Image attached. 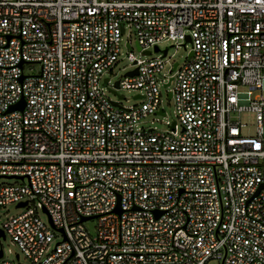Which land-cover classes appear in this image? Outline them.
I'll return each mask as SVG.
<instances>
[{"label":"built area","instance_id":"1","mask_svg":"<svg viewBox=\"0 0 264 264\" xmlns=\"http://www.w3.org/2000/svg\"><path fill=\"white\" fill-rule=\"evenodd\" d=\"M125 26L142 54L191 42L161 77L165 129L137 122L164 114L166 52L102 76ZM0 177L20 179L0 204L25 201L0 264H264V0H0Z\"/></svg>","mask_w":264,"mask_h":264},{"label":"rangeland","instance_id":"2","mask_svg":"<svg viewBox=\"0 0 264 264\" xmlns=\"http://www.w3.org/2000/svg\"><path fill=\"white\" fill-rule=\"evenodd\" d=\"M125 31L121 35L120 40V55L118 57L117 62L113 66L112 70L109 72H104L102 76L109 77V82L113 83L117 79L121 78L123 76L124 72L132 67L131 61L127 58V54L129 52H132L136 58L139 57H147V58H154L158 54L162 53V51L166 48V55L165 60L166 63L164 65V68L161 72H159V86L161 90V97H162V108L164 114H157V113H149L145 116H142L139 118L137 124L140 126H151L156 127L158 129H165L167 127L166 121H172L175 120V113H174V107L172 100L168 97L167 90L171 85L163 86V82L161 77L165 75L167 77V74L170 72H167L168 67H170V63L173 64V62H178L179 64L182 63L185 58L188 56L189 51H191V42L190 41H184L182 39H171V38H165L157 43V46L159 50H152L150 54H142V52L137 48L136 42H135V33L134 29L129 28L128 26H125ZM129 43L130 46L127 45ZM171 64V65H172ZM39 65L38 63H27L25 64V71L28 73H36L38 71ZM164 71V73H163ZM105 86V84H103ZM106 88V86H105ZM106 94L111 99L119 98L117 94H112L111 92H107V89H105ZM136 92L134 89H123L120 88L117 90V93L122 95L123 98L120 99V103L124 105H130V104H138L140 100L137 98H133V94ZM241 118L244 122L250 123L249 129L250 132L254 131L255 127V118L254 114H247L244 113L241 115ZM20 181V179H14V178H5L0 177V184L4 183H15ZM22 208L16 207L15 203H7V204H0V224L9 216L18 213L21 211ZM38 214L41 217L42 220L48 221L47 214L40 208H37ZM95 224L96 221L94 218H90L85 220L84 225L89 230L90 234H95ZM58 238L56 236L55 239L51 241V244L53 241H55ZM0 246H2L4 253L3 258L4 259H10V260H16V253L20 252V249L18 248L17 244L14 243L11 240V237L7 235L6 237L0 236ZM20 262H23L24 264H28V259L24 255H20ZM210 264H213V262H210Z\"/></svg>","mask_w":264,"mask_h":264},{"label":"water","instance_id":"3","mask_svg":"<svg viewBox=\"0 0 264 264\" xmlns=\"http://www.w3.org/2000/svg\"><path fill=\"white\" fill-rule=\"evenodd\" d=\"M136 45H137V48L139 49V48H140L139 45H138V44H136ZM154 49L157 50L158 47L155 46ZM146 51L149 52V50H146ZM165 52H166V48L163 50V53H165ZM190 55H191V51H189V53H188V56H190ZM134 71H136L135 68L132 69V70H129L127 73H128V74H132V73H134ZM115 85L117 86V81H115ZM22 105H23V100L21 99V100H19L18 102L12 104L8 109L18 108V107H21ZM159 111H160V110H159ZM24 204H25V201H22V202L17 203L16 205L18 206V205H24ZM116 209H117L118 211H120L118 205L116 206ZM88 217H89V216H83L81 219L84 220V219H87ZM0 236H3V232H2L1 229H0ZM1 255H2V248H0V256H1ZM16 256H17V255H16Z\"/></svg>","mask_w":264,"mask_h":264}]
</instances>
